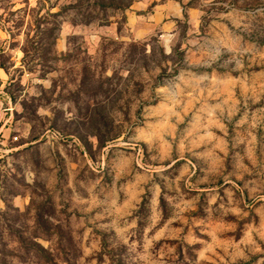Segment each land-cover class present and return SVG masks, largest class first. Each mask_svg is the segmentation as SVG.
<instances>
[{
	"label": "rangeland",
	"instance_id": "obj_1",
	"mask_svg": "<svg viewBox=\"0 0 264 264\" xmlns=\"http://www.w3.org/2000/svg\"><path fill=\"white\" fill-rule=\"evenodd\" d=\"M1 130L0 264H264V0H0Z\"/></svg>",
	"mask_w": 264,
	"mask_h": 264
},
{
	"label": "built area",
	"instance_id": "obj_2",
	"mask_svg": "<svg viewBox=\"0 0 264 264\" xmlns=\"http://www.w3.org/2000/svg\"><path fill=\"white\" fill-rule=\"evenodd\" d=\"M2 109V108H1ZM3 111L6 112V115H11V118H12V115H13V108H12V102L8 104L7 107L3 108ZM9 121V120H8ZM10 122V121H9ZM7 122V123H9ZM2 130L0 131V134H1ZM15 141L18 140V137H15L14 138ZM2 152L1 148H0V153Z\"/></svg>",
	"mask_w": 264,
	"mask_h": 264
}]
</instances>
